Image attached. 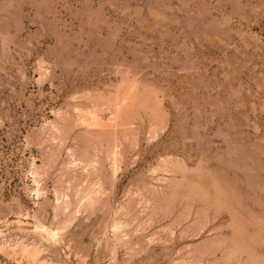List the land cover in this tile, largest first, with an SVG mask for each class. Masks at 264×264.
Instances as JSON below:
<instances>
[{
  "label": "rangeland",
  "instance_id": "374dc122",
  "mask_svg": "<svg viewBox=\"0 0 264 264\" xmlns=\"http://www.w3.org/2000/svg\"><path fill=\"white\" fill-rule=\"evenodd\" d=\"M263 262L264 0H0V264Z\"/></svg>",
  "mask_w": 264,
  "mask_h": 264
},
{
  "label": "bare ground",
  "instance_id": "6f19581e",
  "mask_svg": "<svg viewBox=\"0 0 264 264\" xmlns=\"http://www.w3.org/2000/svg\"><path fill=\"white\" fill-rule=\"evenodd\" d=\"M115 105H116V103H115ZM119 106H120V105H119ZM113 108H115V109H114V114H115V115H116V114L119 115L120 108H118V107H117V108H116V107H113ZM112 110H113V109H112ZM94 111H95V110H94ZM97 112H98V111H97ZM111 113H113V111H112ZM89 114H90V113H89ZM91 114H92V112H91ZM94 114H95V113H93V116H92V117L90 116L91 119L94 121V123H98L99 125L101 124V127H103L102 124H103L104 122H103L102 120H100V118H99L100 116L97 117V115H94ZM98 114H99V113H98ZM78 115H79V114H78ZM84 115H85V114H84ZM110 115H111V114H110ZM111 116H112V115H111ZM113 116H114V115H113ZM113 116H112V117H113ZM86 117H87V116H86ZM98 118H99V119H98ZM116 118H117V117H116ZM89 119H90V118H89ZM113 119H114V117H113ZM99 120H100L102 123H101ZM105 120H106V119H105ZM93 121H92V122H93ZM118 121H119V120H118ZM80 122H81V121H80ZM106 122H107V121H106ZM94 123H93V124H94ZM111 123H112V124H111ZM111 123L108 122L107 125H109V124H110L111 126H112V125H115V124H114V123H115L114 120H113ZM89 124H90V123H89ZM91 124H92V123H91ZM93 124H92V125H93ZM98 124H94V125L99 126ZM124 124H125V123H124ZM107 125H106V123H104V126H107ZM117 125H118V124H117ZM117 125H116V127H117ZM118 126H120V125H118ZM116 127L114 126V128H116ZM92 128H93V127H92ZM92 128H90V129H92ZM110 128H111V127H110ZM104 129H105V128H104ZM106 129H107V131H109L108 128H106ZM111 129H113V126H112ZM93 130H94V129H93ZM115 130H116V129H115ZM113 131H114V130H113ZM87 132H88V130H87ZM89 132H90V131H89ZM100 133H101V132H100ZM101 134H102V133H101ZM33 173H34V172H33ZM35 174H36V173H35ZM43 227H44V226H43ZM36 228H37V227H36ZM38 229H39V228H38ZM41 229H42V228H41ZM43 229H44V228H43ZM44 231H48V230H47V229H44ZM46 233H47V232H46ZM54 234H55V233H54ZM49 236H50V234H49ZM236 243H238V242H236ZM240 243H241V242H240ZM242 243H243V242H242ZM238 244H239V243H238ZM242 245H243V244H242ZM242 245H241V246H242ZM244 245H246V244H244ZM21 246H22V245H21ZM246 246H247V245H246ZM237 247H238L237 249L239 250V249H240V248H239L240 246L237 245ZM244 247H245V246H244ZM248 248H251V247H249V245H248V246H247V249L245 248V250L248 251ZM22 249L24 250V252H26V251H25V250H26V246H25V247L23 246ZM237 249L235 248V250H237ZM251 249H252V248H251ZM251 249H250V250H251ZM23 250H22V251H23ZM28 250H29V249H28ZM33 250H34V249H33ZM238 250H237V251H238ZM258 250H259V249H258ZM261 251H262V250H261ZM27 252H29V251H27ZM32 252H33V251H32ZM242 252H243V251H242ZM34 254H35V253H34ZM241 254H242V253H241ZM247 254L249 255V253H247ZM238 255H240V254H238ZM251 256H252V255H251ZM248 257H250V256H248ZM237 258H239V257H237ZM260 258H261V257H260ZM247 259H248V258H247ZM253 259H254V258H253ZM256 259H257V258H256ZM238 260H239V259H238ZM254 261H255V260H254ZM238 263H239V262H238ZM250 263H251V262H250ZM263 264H264V262H263Z\"/></svg>",
  "mask_w": 264,
  "mask_h": 264
}]
</instances>
